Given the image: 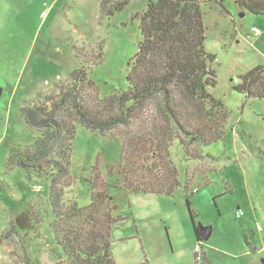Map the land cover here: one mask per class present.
I'll return each instance as SVG.
<instances>
[{
	"label": "rangeland",
	"instance_id": "374dc122",
	"mask_svg": "<svg viewBox=\"0 0 264 264\" xmlns=\"http://www.w3.org/2000/svg\"><path fill=\"white\" fill-rule=\"evenodd\" d=\"M102 0H0V235L11 218L25 212L30 227L0 241V264H62L52 234L49 186L45 179L14 166L6 168L12 146H30L38 137L20 107L54 88V83L79 67L105 96L127 88L128 61L140 40L135 14L149 1L130 0L111 16L100 12ZM222 9L204 2L207 51L216 55L217 84L211 93L228 112L223 139L203 147L205 157L186 161L178 145L171 159L180 185L172 196L131 193L117 188L112 194L123 219L113 225L112 253L118 264H202L195 262L200 245L212 264H264V99H246L234 90L239 75L264 66V15L240 10L234 0ZM45 11V15L41 13ZM262 32L254 35L252 27ZM97 63H82L74 46L91 58L98 46ZM121 138L100 136L76 124L73 141L72 184L65 198L86 205L89 177L97 154L105 164L118 163ZM209 156H207V155ZM197 226H211L209 239L198 242L185 205L184 182ZM112 186L115 177L107 178ZM237 212L241 213L237 216Z\"/></svg>",
	"mask_w": 264,
	"mask_h": 264
},
{
	"label": "trees",
	"instance_id": "16d2710c",
	"mask_svg": "<svg viewBox=\"0 0 264 264\" xmlns=\"http://www.w3.org/2000/svg\"><path fill=\"white\" fill-rule=\"evenodd\" d=\"M130 0H102L100 12L111 16ZM207 0H153L135 14L140 40L128 61L127 88L102 96L85 68L73 69L66 79L35 98L23 99L20 113L37 130L36 140L24 149L10 148L6 168L36 174L49 186L52 234L62 264H118L112 253L113 225L122 220L111 189L126 197L131 193L172 196L180 185L179 172L170 149L178 145L186 161L203 159V147L223 139L228 112L210 91L217 84L216 55L206 50L203 5ZM225 9V0H212ZM243 11L264 15V0H234ZM82 62L101 60L99 45L91 58L74 46ZM234 90L246 99H264V66L256 65L240 74ZM100 136L121 138L120 161L109 162L97 154L88 179L90 199L79 205L65 198L73 182L71 173L76 124ZM207 155V154H206ZM209 156V155H207ZM192 175V174H191ZM184 182L185 205L195 238L197 215L189 191L192 176ZM115 177L112 186L107 178ZM30 227L25 212L11 218L8 235L19 236ZM196 254L194 260L196 261ZM22 264H30L25 253ZM202 264H212L201 253ZM139 264H149L144 259Z\"/></svg>",
	"mask_w": 264,
	"mask_h": 264
},
{
	"label": "built area",
	"instance_id": "2783aa9c",
	"mask_svg": "<svg viewBox=\"0 0 264 264\" xmlns=\"http://www.w3.org/2000/svg\"><path fill=\"white\" fill-rule=\"evenodd\" d=\"M45 14H46L45 11H43L41 13L42 16L45 15ZM251 31L253 32L254 35H259L262 32L258 27H255V26L252 27ZM240 214L241 213L237 212V216L238 217L240 216ZM194 251H195V254H196V258H195L196 261L200 262V260H201V252H202L201 248H200V245L195 246Z\"/></svg>",
	"mask_w": 264,
	"mask_h": 264
},
{
	"label": "water",
	"instance_id": "95a60500",
	"mask_svg": "<svg viewBox=\"0 0 264 264\" xmlns=\"http://www.w3.org/2000/svg\"><path fill=\"white\" fill-rule=\"evenodd\" d=\"M198 235L202 238V239H209L211 233H212V227L211 226H204V225H199L198 226Z\"/></svg>",
	"mask_w": 264,
	"mask_h": 264
}]
</instances>
